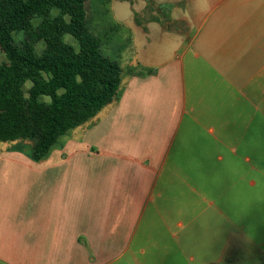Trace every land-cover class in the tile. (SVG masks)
<instances>
[{"label": "crops", "instance_id": "obj_1", "mask_svg": "<svg viewBox=\"0 0 264 264\" xmlns=\"http://www.w3.org/2000/svg\"><path fill=\"white\" fill-rule=\"evenodd\" d=\"M115 1L130 3L113 9L129 50L103 46L118 97L48 161L0 147V264H138L161 246L153 218L180 246V213L161 204L186 170L215 185L239 163L263 170L264 0Z\"/></svg>", "mask_w": 264, "mask_h": 264}, {"label": "trees", "instance_id": "obj_2", "mask_svg": "<svg viewBox=\"0 0 264 264\" xmlns=\"http://www.w3.org/2000/svg\"><path fill=\"white\" fill-rule=\"evenodd\" d=\"M86 6L87 0H0V143L32 142L35 162L119 95L123 70L103 52Z\"/></svg>", "mask_w": 264, "mask_h": 264}, {"label": "rangeland", "instance_id": "obj_3", "mask_svg": "<svg viewBox=\"0 0 264 264\" xmlns=\"http://www.w3.org/2000/svg\"><path fill=\"white\" fill-rule=\"evenodd\" d=\"M122 6L130 7V3L87 0L86 10L92 32L102 37L104 44H111V41L114 47L120 46L123 50H129L124 28H116L117 23L113 16V9L121 8V16L125 18L127 13ZM66 40L74 43L70 36H67ZM42 49L43 45L40 44L38 51L41 52ZM103 52L106 53L104 48ZM4 61L5 55L0 50V63ZM30 87L29 82L26 88ZM79 130L78 127L71 132ZM70 134L69 132L61 137L42 162L48 161L51 154L57 151V147L64 145ZM20 142L27 149L33 148L32 142ZM4 144L7 143H0V147ZM261 163L263 170H254L239 163L230 173L219 172V180L216 183L218 185H215L214 175L210 171L186 170L184 184L180 187L169 186L167 202L163 201L161 204L166 212L180 213L179 220L184 223V231L179 235L180 246L165 232L162 223L153 218L154 232L151 233L164 234L163 237L154 236L161 246L148 250L145 256L139 254L138 264H264V157ZM198 178L202 180L201 188L195 181ZM241 178L244 181L239 183L233 192V199L228 204L224 197L221 202L213 203L214 198L225 194L224 179L237 183ZM251 181H255L256 186H251ZM231 195L229 194L230 197ZM174 196H179V203L174 202ZM197 198L200 200L199 204L195 203ZM129 261L127 256L119 264H130Z\"/></svg>", "mask_w": 264, "mask_h": 264}]
</instances>
